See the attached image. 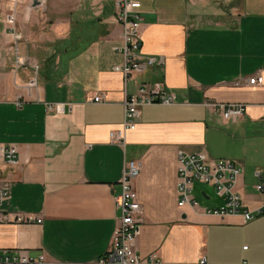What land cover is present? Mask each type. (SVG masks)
<instances>
[{"label":"crops","instance_id":"0c3cea01","mask_svg":"<svg viewBox=\"0 0 264 264\" xmlns=\"http://www.w3.org/2000/svg\"><path fill=\"white\" fill-rule=\"evenodd\" d=\"M32 1L16 9V39L3 23L13 5L0 0V188L10 187L0 211L42 222L0 223V250L101 264L121 216L116 196L125 160H137L140 255L155 254L159 264H196L202 257L264 264V190L257 188L264 185V0H137L141 58L161 63L128 79L119 0ZM255 75L259 82L251 84ZM155 83L176 103L142 106L126 144L112 143L127 96ZM97 95L103 101H94ZM214 104L246 110L233 121ZM10 145L16 162L5 158ZM181 151L243 166L235 185L241 213H208L226 200L201 183L193 189L198 206L179 205ZM244 210L256 218L247 221Z\"/></svg>","mask_w":264,"mask_h":264},{"label":"built area","instance_id":"2783aa9c","mask_svg":"<svg viewBox=\"0 0 264 264\" xmlns=\"http://www.w3.org/2000/svg\"><path fill=\"white\" fill-rule=\"evenodd\" d=\"M13 9L5 16L3 23L7 31L13 34L16 39L21 38V34L16 28V9L24 0H9ZM35 1V0H34ZM31 2V6L34 5ZM39 6H45L47 0H37ZM141 2L137 0H119L117 3V20L123 26L124 39V74L128 79L134 74L142 73L148 67L155 66L161 61L156 57H148L146 60L141 58V48L143 45L141 37V26L143 15ZM19 65V64H18ZM259 82L258 75L250 77L251 84ZM30 86H37L36 79ZM176 95L165 88L160 83L151 86L142 84L138 91L127 96L125 100V116L121 127L110 132L112 143L125 145L129 131L136 129L137 121L140 117L141 107L148 104H174ZM96 102L103 101V96L97 95L93 98ZM223 116L228 120L237 121L245 113L244 104H214ZM48 108L63 111L61 104H48ZM5 158L9 162L17 161L18 150L10 145L4 150ZM141 172V163L137 160H125L124 177L122 180V191L116 196V205L121 210L118 225L115 229L109 252L100 259L101 264H159L155 254L142 256L136 251V242L140 232L143 213L142 204L134 188V181ZM243 172V166L233 160H211L203 152L189 153L181 151L179 154V205L198 206V202L193 195L195 183L213 186L216 194L226 200L225 204L215 210H208V213L219 215L237 214L242 212V197L236 192L235 185L238 177ZM264 190V185L257 187ZM10 197L9 185L0 188V207ZM243 214L247 221L254 220L256 214L244 210ZM42 222L40 218L32 214H16L14 220L10 215L0 211V223L5 222ZM0 264H82V263H62L53 262L46 258L44 254L32 257L25 250H0ZM196 264H213L205 257H202ZM241 264H249L242 262Z\"/></svg>","mask_w":264,"mask_h":264},{"label":"rangeland","instance_id":"374dc122","mask_svg":"<svg viewBox=\"0 0 264 264\" xmlns=\"http://www.w3.org/2000/svg\"><path fill=\"white\" fill-rule=\"evenodd\" d=\"M207 186H209V185H207ZM208 188V187H207ZM199 199H200V205L202 206V205H204V198H203V196H199Z\"/></svg>","mask_w":264,"mask_h":264},{"label":"water","instance_id":"95a60500","mask_svg":"<svg viewBox=\"0 0 264 264\" xmlns=\"http://www.w3.org/2000/svg\"><path fill=\"white\" fill-rule=\"evenodd\" d=\"M38 4H39L38 1H36V2L34 3L35 6L38 5ZM0 16H1V8H0Z\"/></svg>","mask_w":264,"mask_h":264}]
</instances>
